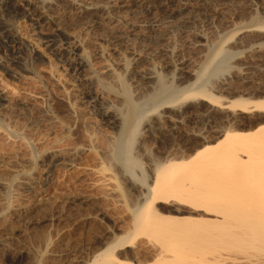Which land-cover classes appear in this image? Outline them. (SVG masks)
I'll return each instance as SVG.
<instances>
[{
	"label": "rangeland",
	"instance_id": "rangeland-1",
	"mask_svg": "<svg viewBox=\"0 0 264 264\" xmlns=\"http://www.w3.org/2000/svg\"><path fill=\"white\" fill-rule=\"evenodd\" d=\"M44 1L64 3L53 11L70 33L64 38V47L77 50L93 76L91 84L81 82L64 52L57 54L46 46L45 37L55 31L54 26L38 28L34 17L23 16L22 8L11 11L13 16L7 21L23 43V52L0 45V180L6 185L0 187V264H84L90 254L106 248V243L132 232L141 202L138 191L142 193L152 183L155 167L169 159L177 164L162 174L164 184L194 188L198 202L211 212H219L231 201L238 204L241 199L260 197L255 183L261 177L244 176V166L227 155L228 143L212 146L197 157L192 150L203 140L216 141L230 130L247 132L249 126L264 121V111L244 113L232 105L237 98L247 100L250 107L264 100V61H260L264 59V35L260 37L264 30L253 31L256 25H264V11L257 1ZM84 4L96 7L98 16L81 12ZM246 4L254 10H247ZM182 7L185 10L178 14ZM109 15L118 20L110 24L105 19ZM188 17L193 21L184 23ZM225 24L242 30L224 38L221 27ZM245 30L251 31L247 39L259 35L255 48L237 42ZM197 42L205 43L204 49L195 48ZM221 44L230 50V56L214 74L209 73L207 82L219 102L185 104L179 100L172 104L183 113L177 119L163 118L167 109L161 106L150 112L158 100L150 101L155 92L190 88L187 73L177 66L179 61L187 70L198 71ZM250 62L255 70L243 82L239 74ZM149 75L151 82L145 78ZM132 103L143 116L131 142L136 163L130 173L120 154L126 135L121 131L123 117L128 118L136 108ZM103 109L118 121L109 122ZM246 137L257 141L262 135ZM200 213L179 217L202 222L205 216ZM150 216L152 211L145 223L151 226L121 251L132 252L131 262L136 264H160L155 262V253L158 243L167 240L162 231L174 230L172 222ZM232 221L183 223L176 229L186 233L187 245L202 242L200 245L221 252V246L232 245L231 232L240 234L238 238L246 235L239 233L241 229L235 231L238 228L232 224L237 221Z\"/></svg>",
	"mask_w": 264,
	"mask_h": 264
},
{
	"label": "bare ground",
	"instance_id": "bare-ground-1",
	"mask_svg": "<svg viewBox=\"0 0 264 264\" xmlns=\"http://www.w3.org/2000/svg\"><path fill=\"white\" fill-rule=\"evenodd\" d=\"M201 1L204 4V3L209 2L210 0H201ZM255 1L258 2L257 3L258 6H261L262 7L261 9L264 11V0H255ZM210 3H208V5ZM62 4L64 5L63 2H62ZM62 4L59 1H56V2H50L49 1L48 2V1H44V0H0V45L4 44L6 48L18 51V53L23 52V46H22L23 43L18 39L15 30H13L11 25L8 23L9 21H7L8 16L9 17H11V15L13 16L14 11L12 13H11V11L13 9L20 7L25 11L23 16L35 18V19H32V21L36 24V26L38 28H42L47 24L54 26L55 31L53 33L47 34L45 37L46 46L48 48H50L52 51L57 52V54L60 51H61V53L64 52L63 53V54H65L64 59L68 60L67 63H69L70 68H72L73 70H75L77 72L78 80H80L81 82H84V83L91 84L90 83L91 82V76H93V74L91 75L89 73V71H91V69H88V66L84 62V60L82 58H80L79 54L75 53L77 50L75 52H70V51H67L66 47H64L66 44V43H64V38L67 37L68 34H70V33L67 32L68 29L66 30L63 27L64 24H61L62 22L60 23L58 21V18L54 17V13H53V11H55L56 8H60V7L62 8V6H63ZM248 5L249 4H246V6H245L247 10H249V11L254 10L251 7V5H249V6ZM79 9H81V12H83L85 15L91 14V16H95V17L98 16V10L96 9V7H92L90 5L84 4ZM184 10H185V7L179 8L178 14H182V12ZM249 11H248V13H249ZM14 15H16V14H14ZM240 15H243V14H241V12H240ZM105 19H107V20L109 19L111 21L110 24H113V22L118 20L117 17H114V16L110 17V15L108 17H105ZM191 21H193V20H191V17H190L187 20L185 19L184 23H191ZM179 23H178V26L181 25ZM192 24H193V22H192ZM189 25H187V27L192 26V25H190V26ZM244 25H246V24H244ZM183 27H185V26H183ZM232 27H234V26H230L229 24H225L224 26L221 27L222 36L224 38H226L231 33H236V31L238 32L239 30H242L241 27H239L235 30ZM256 27L257 28L253 31L259 32L260 30H262V28L264 30V25H256ZM248 34H251V31L245 30V31L241 32V36L239 35L240 36L238 39L239 41H237V42L239 44L241 43L246 48L247 47L255 48V45L258 44L257 41L259 42V40L257 38V36H259V35L256 36V39H257V41H256V39H255L256 32H255V34L253 33V35H254L253 38L255 40H252L251 37H250L251 40L247 39L246 37L248 36ZM261 35H260V37L262 38L264 34H261ZM68 37H70V36H68ZM200 37H202V36H200ZM260 41H262V40H260ZM222 44L220 46H218L217 48H215L214 50L211 49L212 52L209 55L208 60L201 66V68L198 71L187 70L184 67L185 63L179 61V63H177V66H179L181 68V71H183L182 73H187L188 80L186 82L191 81L189 83L190 88H188L186 90L178 89V87L177 88H170L168 91H163V92H159V93L155 92L153 94V96L151 94V96H152L150 99L151 102L153 100H156V99H158V100L156 101L157 103L154 104V106L151 108L150 112L152 113V112L157 111L158 107L161 106L162 108L167 109L162 113L163 118H170L171 117L170 119H172V117L173 118L176 117V119H177V117H180L183 113H181V111H177V109H173L172 104L179 102V100L184 102L185 104L190 103V102H205L208 104H211V102L212 103L213 102H219V100L212 94L211 90L209 88H207L208 87L207 82L209 81L208 80L209 73L213 72V74H214V72H215L214 69L217 68L220 64H224L226 61L225 59H227V57L229 58V56H230L228 54V52L230 50L229 51L226 50L224 48V45H222ZM205 46H206L205 43H198L197 42V44H195V48L204 49ZM1 47L2 46H0V48ZM206 49H205V51H206ZM260 61L262 62V61H264V59L261 58ZM255 67H256V65H254V63L252 64L251 62L249 65L246 64L245 67L243 66V69L242 68H241L242 70L240 69L242 72L239 74V78L243 82H248L249 81L248 76L253 73V71L255 70ZM104 69L106 70V73H108L107 72L108 68L107 69L104 68ZM104 69H102L103 70L102 72H104ZM100 71H101V69H100ZM145 78L149 82H151V80L153 79L152 76H150V75L146 76ZM232 78H234V77H232ZM92 82H93V80H92ZM2 100L3 99L0 96V101L3 102ZM232 102H233L232 105L234 104L233 106L235 107V109L242 111L244 113L250 112V111L252 112V109L254 111H262V112L264 111V100L257 101L255 103V105H253L251 107L249 106V103H246L248 101L244 100L242 98L234 99ZM135 103L137 104V102H135ZM135 103L134 104L132 103L133 107L136 106ZM143 107H144V105H143ZM209 107H210V105H209ZM105 109H107V108H105ZM140 109L142 110V108H140ZM138 110L139 109H137V106H136V108L134 109L132 114L131 115L129 114L130 116H128V118L126 117V115L125 116L123 115L124 116L123 119L126 118L128 120L124 119L126 124L124 126L125 122H122L123 126L121 127L122 134L124 131H126V133H125L126 135H125V140L121 141V142H123V145L121 147L122 152L120 155H121V159H122V164L125 165L128 172H130V173L131 172L133 173V170H134L133 167H135L134 165L136 163V160L134 158L135 155H134V157H132L133 153H131V151H130L133 149V148L131 149V146H132L131 142L134 139L133 138L134 135H136L135 132H137L136 130H137V126L139 123L138 121L140 118H142L141 116H143L142 113L140 112V110L139 111ZM101 111H102L103 116L105 118H107L108 121L111 123H114V121H116L118 119L117 116L111 115L112 112L109 114V112H110L109 110L103 109ZM146 112L148 113V110ZM184 112H187V111H184ZM207 112H208V110H207ZM146 114H144V117L147 116ZM140 121H141V119H140ZM139 124H141V122ZM151 124H152V122H151ZM247 130H248L247 132H236V131L231 132L232 130H230V132L229 131L226 132L220 139H217L216 141L215 140L214 141L203 140L202 142L195 145L194 149H192L194 151L193 156L197 157L202 152H206L207 149L211 148L212 146H217L218 144H220L222 142L228 143L227 147H225V149H227L226 152H229V153H227V155L232 158V161H238L244 166L243 167L244 176L248 175L249 177L252 176L255 178L261 177V182L257 181L255 183V185H256L255 187L259 188V191H258V193L260 195L259 198L254 199V197H251L249 199H241V201L243 200L242 202L240 201V203H243L241 205H239L240 204L239 201H238V204L237 203L233 204L236 201H231V203L226 205V208L219 210V212H216V213L211 212V209H208L204 204L201 205V203L198 202V201H200L199 200L200 198L197 199L198 195L195 193L196 191L194 188L188 187V186H186V187L183 186L184 188L181 187L182 189H180V188H176L175 186L173 187L172 184H171L172 187H168L164 184V182L161 180L162 174L166 173L167 169H169L171 167L173 168L174 167L173 165H175V163H176V162L174 163L172 160L169 161L170 159L167 160L168 159L167 158L166 159L167 161H164L163 163L158 164L156 167L154 166L155 169H154V175H153L152 183L150 185H148L142 193L138 190H135L136 192L138 191V193H140L139 197L141 199V202L138 205L139 207L137 208L134 219L132 221L133 222V229H132V232H129L130 235L128 234L125 237L123 236L124 238H120V239L116 237V240H114L113 242L106 243L107 244L106 248L104 247V249H100L99 251L95 252L94 254H90L83 261L84 264H136V263L131 262V259H133V256L131 254L132 252L129 253L130 251L129 252H121V251L125 248H130L131 245L134 244L133 242L136 241L135 239H137V237H139L141 235V233H144V231L146 229H148V227L151 226L150 223H147V224L145 223V220L147 221V213L149 211H152V216H150L151 218H153V216H154L156 221L158 220L159 222L160 221L161 222H163V221L164 222H166V221L172 222V226L174 229V230H171V229L167 230L166 229L165 231H162L163 236L165 235V238L164 237H162V238L164 240L167 238L168 241L163 240L166 243H163L162 241H160L158 243L159 247L156 250V253L154 252L155 254H157V255H155V258H156L155 262H159L160 264H264V186H261V185H264V154L262 153V152H264V121H259L257 124L249 126ZM249 135H252V136L262 135V137L260 140H257V141H249V140H246V138H248L246 136H249ZM119 137L121 138V135ZM121 150H118L117 153L120 152ZM219 156H220L219 154L216 155V157H219ZM121 159H119V160H121ZM205 159L210 160L208 157ZM1 180H0V187L6 186L4 184V182H2L3 180L2 181ZM236 200H239V199H236ZM163 204L169 205V208L163 209V207L161 206ZM179 205L191 208L194 212L195 211L201 212L202 216H205V219L203 218L204 221H202V222L199 221L202 219H199V220L198 219H196V220L186 219V218L182 219L184 217H179L180 215L185 214V213L191 214V213H193V211H191L190 209L187 210L188 208L186 210H185V208L182 209ZM179 207L182 210H180ZM203 207H205V209ZM212 211H214V210H212ZM27 214H28V212H27ZM197 216H201V215H197ZM22 217H24V216H22ZM189 217H192V216H189ZM206 217H208V218H206ZM209 217L211 220L209 219ZM199 218H201V217H199ZM230 220H233L232 222L237 221L236 223L232 224L233 227L238 228V230H235V231H239V229H241V231L239 233L245 232L244 234H246V235H244L245 236L244 238H238L237 237L238 233L231 232L233 229L230 230L231 235L230 234H227V235H230L229 237L232 238V240H229V237H228V240L232 241V245L228 246V247L221 246L223 248L226 247V250L224 249V251L222 248L223 252L222 251L219 252V250H221V249L217 250V248H215V247H214L215 249H212V247L208 248L207 247L208 245L207 246L206 245H200L202 242L201 243L197 242L196 246H195V244L189 246V245H187V243H186L187 241L185 240V237H184L186 233L182 230H179V228L176 229L177 225L179 227V226L183 225V223L185 225L186 224L187 225L188 224H191V225H205V224L217 225L220 223H222V224L227 223L228 224L227 221H230ZM174 226H176V227H174ZM224 233L225 232H223L222 235ZM222 235L220 233V237L224 236V235L223 236ZM238 235H240V234H238ZM215 236H217V235H215ZM162 238H161V240H162ZM213 238L215 239V237H213ZM224 238H225L224 240H227V237H224ZM221 240H223V238ZM216 250L219 253L216 252Z\"/></svg>",
	"mask_w": 264,
	"mask_h": 264
}]
</instances>
